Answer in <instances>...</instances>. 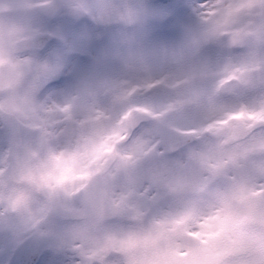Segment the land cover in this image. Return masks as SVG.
I'll return each mask as SVG.
<instances>
[{
	"label": "clouds",
	"instance_id": "1",
	"mask_svg": "<svg viewBox=\"0 0 264 264\" xmlns=\"http://www.w3.org/2000/svg\"><path fill=\"white\" fill-rule=\"evenodd\" d=\"M0 264H264V0H0Z\"/></svg>",
	"mask_w": 264,
	"mask_h": 264
}]
</instances>
